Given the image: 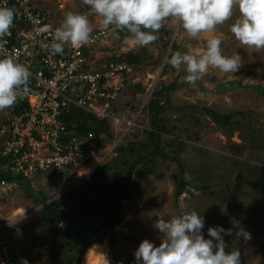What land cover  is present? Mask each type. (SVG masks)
<instances>
[{"label": "rangeland", "instance_id": "374dc122", "mask_svg": "<svg viewBox=\"0 0 264 264\" xmlns=\"http://www.w3.org/2000/svg\"><path fill=\"white\" fill-rule=\"evenodd\" d=\"M35 1L39 8L46 9L48 19L56 27L60 25L67 13L84 14L88 18L91 31L104 27L101 22L102 18L87 9V5L83 4L82 0ZM236 15L237 13L234 11L231 18L217 25L212 32L202 33L198 39L187 36L178 22L166 19L162 23L168 30V35L164 38L165 47L162 46V42L155 33L157 38L153 41L154 43L138 46L131 38L120 37L110 30V37L104 43H97L94 49L91 48L90 54H87L92 66L97 69H101L105 65L106 58L127 52L144 51L152 57L161 58L159 66L141 65L136 69L129 67L130 71L126 72V75L121 72L116 74L114 79L108 80V84H111L115 90L117 106L121 110L124 111L127 108V103L132 100L140 102L137 111L126 115L128 123L121 124L120 130H126L125 134L128 135L137 132L136 130L149 129L146 120L143 121L144 123L140 121L146 116L145 112L139 113L143 103L145 105L142 109L146 108L147 102L143 101L144 93L135 92L132 95L131 92L134 90L131 88L132 91H130L129 86L139 84L144 89L143 92H147L158 89L162 84L172 82H175L176 85L169 94L172 105L184 108L188 105H196L198 108L212 110L222 115L232 111L240 112L235 114L234 120L244 124L252 120L251 115L247 114L250 111L258 114V122L254 128L264 126V94L262 92L264 91V48H249L234 38V35L229 31V26ZM213 35L221 40L222 55H240L241 66L236 73H222L217 68L210 67L195 84L190 85L184 81L185 72L182 70L178 72L176 69L171 71L169 68H165L168 56L177 51L195 54L197 50L204 48L206 40ZM172 45L175 46L173 50ZM165 69L166 73H162V70ZM3 111L4 109L0 110V122L5 116ZM199 114L201 117L197 129L200 130V135L204 137V140L197 142L184 135L186 145L180 157L187 165L199 164L203 161V167L211 170L213 182L218 183L213 184L219 189L223 187L224 179L227 180L226 175L231 169V162L221 157L222 154L230 156L225 149L227 138L215 129L214 123L208 115L199 111L195 117H198ZM120 120L119 116V123ZM190 122L193 123L192 118ZM187 125L192 126L193 124L187 123ZM236 135L237 132L230 138L231 143H239ZM121 140H123L122 143H125L126 136H123ZM248 140L244 156L249 154L250 157H246L247 161L245 158L242 159L249 164H254V167L246 168L249 174L247 172L243 174L245 180L246 177L253 179L255 175L262 174L259 168L264 166V127L261 135ZM96 145L98 146L97 152H94V157L81 170L68 177L61 176L60 178H56L48 171V173L41 172L30 179L32 191L25 187L18 188L17 186L22 184L21 182L15 184L13 191L0 200V229H2L3 223L8 225V229L11 226L16 229L15 235L12 237L15 249L20 252V259L15 264H21L22 259H26L28 264H51L49 259L51 247L49 245L35 246L28 250L31 243L29 233L32 231L25 228L24 224L31 219L40 218L41 208L55 199L71 201L69 192H79L85 184L84 178L95 166H102L103 163L110 164L114 153L104 157L106 152L102 151H107L111 143L101 136V140L97 141ZM198 148H202V150H198ZM172 150L174 149H165L168 152ZM177 173L176 164L156 157V172L141 177L138 188L132 191L129 198L123 202L120 221L113 229L117 235L115 244L117 256L126 258L135 264L133 252L143 239L150 240L154 246H158L163 239L162 234L153 227L154 221L158 217L168 219L177 216L183 209L184 211L194 210L203 216L204 225L201 232L205 238H209L206 231L209 227H214L215 224L221 226L223 223L228 226L227 229L232 231V238H224L225 251L238 252L240 264H264V195L252 197L248 186H240L235 190V200L231 204L234 206V210L229 207L224 210L225 204H221L219 199H214V197L204 194L199 188L192 186H188L176 199L174 191L178 184ZM184 176L188 181H191L193 177L187 169L184 171ZM195 184L201 185L199 182H195ZM33 191L46 201L40 202ZM64 194L69 196L60 197ZM70 204L66 208L68 212L77 207V203L71 202ZM243 208H247L248 212H243ZM258 211L262 212L261 216H258ZM243 219H247L248 223L243 225L239 223L238 227L232 223L233 220L240 222ZM239 228L248 232L251 238L245 240L243 237L237 236L236 232ZM92 247L96 250L95 264H110L106 258L108 251L106 239ZM84 253L80 264H85Z\"/></svg>", "mask_w": 264, "mask_h": 264}, {"label": "trees", "instance_id": "16d2710c", "mask_svg": "<svg viewBox=\"0 0 264 264\" xmlns=\"http://www.w3.org/2000/svg\"><path fill=\"white\" fill-rule=\"evenodd\" d=\"M86 8L89 9L88 6ZM11 9L14 10L13 21L18 22L20 15L16 5L12 4ZM116 33L120 37L131 38L127 30L117 29ZM155 34L158 35L162 46L165 47L166 41L162 34L167 36L168 30L164 24ZM174 48L175 46L172 45V50ZM109 63H124L128 67L136 69L141 65L159 66L161 58L152 57L144 51L127 52L106 58L105 64ZM164 66L174 71V68L168 63ZM122 73L123 75L127 74L125 71ZM162 73H166V69L162 70ZM175 87V82L162 84L153 91L148 105L142 110L146 116L140 119L141 123H144V120L147 121L149 129L144 128L131 133L130 140L114 149L115 156L110 164L105 163L86 175L85 184L79 192H69L71 201L55 199L41 208L40 218L31 219L24 224L25 228L32 231L29 233L31 243L28 250L35 246L49 245L51 247V252H49L51 264H80L81 257L89 246L101 243L106 239L108 244L106 258L110 264H134L126 258L117 256L115 248L117 235L113 229L120 221L123 202L129 198L132 191L138 188L141 177L156 172V157H159L160 160L170 161L178 167V184L174 191L176 199L188 186H192L199 188L204 194H208L214 199H219L221 204H225L224 210H227V207L234 210V206L231 204L235 200V190L240 186H248L252 197L264 195V166L259 168L262 171L260 176L255 175L253 179L246 177L245 180L243 175L247 172V167H254V164L246 162V157H250L249 154L244 156L246 141L261 135L264 127L261 125L254 128L258 122V114L247 112L251 115L252 120L244 124L234 120L235 114L240 112L232 111L222 115L212 110L198 108L196 105H188L186 108L172 105L169 94ZM128 88L130 91L134 90L131 92L132 95L135 92L142 93L144 90L139 84ZM262 92L264 94V91ZM139 106V101L128 102L127 115L137 111ZM199 111L208 115L214 123L215 129L227 138L225 149L230 156L222 154L221 157L231 162V169L226 175L227 180L224 179L223 187L219 189L213 184L216 182L212 180L211 170L203 167V161L199 164L187 165L180 157L186 145L184 135L197 142L204 140V137L200 135V130L197 129L201 114L198 117L195 115ZM14 112L17 110L15 109ZM191 118L193 123L190 122ZM62 119L67 129L77 136H85L90 132L94 135L103 134L108 141L114 137L108 120L99 119L82 110L71 108L62 115ZM187 123L193 125L189 126ZM235 132H237L236 137L239 143L230 141ZM166 148L174 150L168 152L165 151ZM198 150H202V148H198ZM242 158H245L246 161ZM186 169L193 176L191 181L185 179L184 171ZM35 171L41 170L36 168ZM71 171L69 169L65 175L70 176ZM247 173L249 174V172ZM1 179L15 181L17 184L22 182L19 184L20 186L24 185L27 190L32 191L30 180L22 173L13 175L9 170H0ZM195 182H199L201 185L197 186ZM30 193L32 194V192ZM33 193L36 194L34 191ZM65 194L61 197L69 196ZM36 195L40 202L46 201L39 194ZM71 202L77 203V207L68 212L66 208L71 205ZM242 210L248 212L247 208ZM261 214L262 212L258 211V216ZM239 223L243 225L248 223V220L243 219ZM216 226L217 224L214 225V227ZM221 227L227 229L228 226L223 223ZM224 238H232V234L226 235Z\"/></svg>", "mask_w": 264, "mask_h": 264}, {"label": "clouds", "instance_id": "9594fccd", "mask_svg": "<svg viewBox=\"0 0 264 264\" xmlns=\"http://www.w3.org/2000/svg\"><path fill=\"white\" fill-rule=\"evenodd\" d=\"M33 3L36 4V1L33 0ZM82 3L87 5L92 13L102 18L101 22L105 28L110 25L115 26L114 33L117 29L127 30L131 39L138 46H145L156 40L157 37L154 33L162 27V23L166 19L178 22L187 36L198 39L202 33L212 32L217 25L231 18L235 11L236 18L229 26V31L234 35V38L249 48H264V0H82ZM13 16L14 10L0 7V38L8 33ZM90 33L91 27L84 14L67 13L52 34L49 50L52 54H57L62 52L65 45L80 47L89 41ZM162 36L166 37L165 34ZM95 47L96 45L85 50L84 54L88 60H90L88 55L90 49ZM240 61L241 57L238 54L234 56L222 55L221 40L213 35L206 40L202 50H197L195 54L177 51L170 56L167 63L178 72L181 70L185 72L184 81L191 85L195 84L210 67L217 68L222 73H236L241 66ZM28 79L29 72L25 66L10 58H0V110L4 109L5 114L0 125L8 123L9 113H17L14 112L17 108L11 106L28 91L24 87ZM143 93L148 96L147 106L153 90L139 94ZM116 109H118L117 112L123 111L117 106V95ZM142 110L139 109V113H142ZM127 114L128 111L123 117L119 115L122 118L116 125L108 121L114 137L109 141L111 145H108L107 151H102L106 152L104 157L114 153L117 146L125 144L130 139L131 134L123 135L120 130L122 119L128 121ZM101 136L104 135H94L93 143L96 144L97 141H100ZM123 136H126L127 141L122 143L123 140H120L114 146L113 144ZM5 138L4 136L0 137V170L3 164L2 150ZM97 149L96 145L92 156L87 161L81 162L78 166H67L59 174H56L54 170H41L34 171L26 178L30 180L34 178L33 176L47 171L56 178H60L66 176L69 169L72 170L71 175L84 168L94 157V152H97ZM96 168L97 166L93 170ZM19 186L17 187L20 189L25 187L24 185ZM232 223L238 227V221L233 220ZM203 225V216L194 210L184 211L182 209L179 215L168 219L158 217L154 221L153 227L162 234L163 239L158 246H154L148 239H143L133 252L135 264H240L238 252L225 251L224 236L231 235V229H224L221 226L209 227L206 230L209 238H205L201 232ZM1 226L12 246L16 248L12 237L15 235L16 229L12 226L8 229L6 223ZM236 235L245 240L251 238L250 234L242 228H239ZM21 264H28V261L22 259Z\"/></svg>", "mask_w": 264, "mask_h": 264}, {"label": "built area", "instance_id": "2783aa9c", "mask_svg": "<svg viewBox=\"0 0 264 264\" xmlns=\"http://www.w3.org/2000/svg\"><path fill=\"white\" fill-rule=\"evenodd\" d=\"M12 4L20 17L0 38V58L25 66L29 79L24 86L28 91L11 106L17 108V113H9L8 123L0 125V137H6L1 170L13 175L22 173L24 177L32 175L36 168L59 174L67 166L87 161L96 146L92 133L80 137L68 130L62 115L71 108L79 109L116 125L119 115L123 117L128 110L116 111V93L108 80L130 70L124 63L94 68L84 54L110 37L115 26L91 31L86 44L65 45L61 53L52 54L48 46L57 27L48 19L46 9L39 8L33 0H0V7L11 9ZM143 98L148 102L147 95ZM121 122L128 123L125 119ZM122 131L124 135L126 130ZM120 140L121 137L113 145ZM15 184L0 180V200L13 191ZM19 257V251L0 229V264H15Z\"/></svg>", "mask_w": 264, "mask_h": 264}, {"label": "bare ground", "instance_id": "6f19581e", "mask_svg": "<svg viewBox=\"0 0 264 264\" xmlns=\"http://www.w3.org/2000/svg\"><path fill=\"white\" fill-rule=\"evenodd\" d=\"M95 251H96L95 248L92 246L87 248V250L84 253V257H83L85 264H95V260H94Z\"/></svg>", "mask_w": 264, "mask_h": 264}, {"label": "crops", "instance_id": "0c3cea01", "mask_svg": "<svg viewBox=\"0 0 264 264\" xmlns=\"http://www.w3.org/2000/svg\"><path fill=\"white\" fill-rule=\"evenodd\" d=\"M111 85V84H110Z\"/></svg>", "mask_w": 264, "mask_h": 264}]
</instances>
